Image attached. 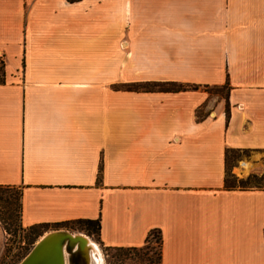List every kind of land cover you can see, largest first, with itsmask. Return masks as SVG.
<instances>
[{
    "label": "crops",
    "instance_id": "0c3cea01",
    "mask_svg": "<svg viewBox=\"0 0 264 264\" xmlns=\"http://www.w3.org/2000/svg\"><path fill=\"white\" fill-rule=\"evenodd\" d=\"M0 52L24 228L98 220L105 247L158 230L161 264H264V185L225 187L226 149L264 173V0H0ZM149 81L200 87H113ZM226 83L228 119L205 89Z\"/></svg>",
    "mask_w": 264,
    "mask_h": 264
},
{
    "label": "rangeland",
    "instance_id": "374dc122",
    "mask_svg": "<svg viewBox=\"0 0 264 264\" xmlns=\"http://www.w3.org/2000/svg\"><path fill=\"white\" fill-rule=\"evenodd\" d=\"M119 84L114 85L119 89ZM209 93L214 96L223 97L226 93L225 88H207ZM201 114V111L199 112ZM239 161H229V171L237 179H246L251 174L238 172ZM253 174V173H252ZM256 177L250 181V185L263 186L264 173L257 171ZM20 190L12 187L0 188V264H18L29 252L33 244L44 233L55 229H44L37 227L34 230L24 228L20 222L19 207ZM69 228L72 232L86 234L92 241L99 245L103 257V264H159V237L153 233L145 244L137 248H113L101 245L96 236L91 233L92 228L79 223H67L56 229ZM89 230V232L87 231ZM40 233V235H37ZM98 264V263H94Z\"/></svg>",
    "mask_w": 264,
    "mask_h": 264
},
{
    "label": "trees",
    "instance_id": "16d2710c",
    "mask_svg": "<svg viewBox=\"0 0 264 264\" xmlns=\"http://www.w3.org/2000/svg\"><path fill=\"white\" fill-rule=\"evenodd\" d=\"M119 89H126V90H141V91H181V90H196L198 89L200 86L196 85V84H189V83H181V82H174V81H149V82H133V83H121L118 86ZM215 88H225L226 89V93L223 96V98L226 101V105H225V110H226V115H227V119H228V91H229V87L226 84H224L223 86H214ZM206 87L205 89L207 90ZM200 112V111H199ZM198 113V115L200 116V114ZM246 150H240V149H226L225 151V187L227 188H249V187H262V186H252L250 185V181L252 179H254L256 177V174H251L248 178L246 179H237L236 177H234L230 171H229V161H236L239 160L243 154H245ZM0 188H2L0 186ZM19 207H20V211H21V202H20V195H19ZM71 223H79L82 224L86 227H91L92 231L91 233L95 236H97L98 232H99V221L98 220H89V219H80ZM67 224V223H65ZM64 224H38V225H33L28 227L31 230H34L37 227H43L44 229H56L57 227H60ZM87 231L89 232V230L87 229ZM155 234L157 233L158 237H159V244H160V249H159V264H161V235L160 232L158 230H151L150 233L148 234L147 239L150 237L151 234ZM37 235H40V233H38ZM145 241V242H146Z\"/></svg>",
    "mask_w": 264,
    "mask_h": 264
},
{
    "label": "water",
    "instance_id": "95a60500",
    "mask_svg": "<svg viewBox=\"0 0 264 264\" xmlns=\"http://www.w3.org/2000/svg\"><path fill=\"white\" fill-rule=\"evenodd\" d=\"M82 234L66 229L48 231L39 237L18 264H65L64 249L66 253L74 256L77 253L73 251L75 246L79 250L89 246V237Z\"/></svg>",
    "mask_w": 264,
    "mask_h": 264
},
{
    "label": "bare ground",
    "instance_id": "6f19581e",
    "mask_svg": "<svg viewBox=\"0 0 264 264\" xmlns=\"http://www.w3.org/2000/svg\"><path fill=\"white\" fill-rule=\"evenodd\" d=\"M251 168L249 163H243L241 168L238 169V172L247 173ZM249 173V172H248ZM83 235V234H82ZM86 237V235H84ZM89 246H84L79 250L77 246L74 247L73 251L77 252L74 256L66 253L64 249V260L65 264H71V259L73 260V264H103V257L99 249V245H97L94 241L88 238Z\"/></svg>",
    "mask_w": 264,
    "mask_h": 264
},
{
    "label": "built area",
    "instance_id": "2783aa9c",
    "mask_svg": "<svg viewBox=\"0 0 264 264\" xmlns=\"http://www.w3.org/2000/svg\"><path fill=\"white\" fill-rule=\"evenodd\" d=\"M4 55L0 52V80L3 77Z\"/></svg>",
    "mask_w": 264,
    "mask_h": 264
}]
</instances>
